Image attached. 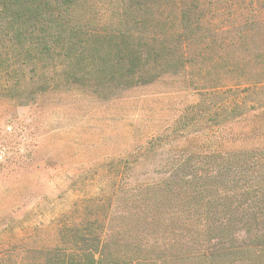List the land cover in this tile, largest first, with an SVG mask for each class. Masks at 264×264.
<instances>
[{
	"label": "rangeland",
	"instance_id": "374dc122",
	"mask_svg": "<svg viewBox=\"0 0 264 264\" xmlns=\"http://www.w3.org/2000/svg\"><path fill=\"white\" fill-rule=\"evenodd\" d=\"M94 1L91 14L80 7L75 15L94 19L88 31L109 35L118 13L108 0ZM145 1L142 21L151 22L128 25L137 39L171 26L165 22L169 0ZM258 1L246 0V12L231 0L224 9L218 0L200 7L189 18L201 19L192 30L199 36L184 42L183 62L176 59L154 81L127 89L68 83L60 60L31 58L23 65L20 57L6 61L5 53L0 264H41L73 248L75 236L91 245L94 232L108 242L103 264H214L206 262L214 253L223 257L218 264H264L254 253L264 248V167L233 171V184L217 187L184 185L182 177L193 174L183 169L189 160L204 174L226 176L217 160L200 157L218 141L225 150L264 144V13H257ZM247 12L258 24L235 27ZM224 16L232 20H219ZM90 49L87 64L113 54L108 45ZM72 67L77 76H91ZM240 99L248 101L242 117L215 119Z\"/></svg>",
	"mask_w": 264,
	"mask_h": 264
},
{
	"label": "trees",
	"instance_id": "16d2710c",
	"mask_svg": "<svg viewBox=\"0 0 264 264\" xmlns=\"http://www.w3.org/2000/svg\"><path fill=\"white\" fill-rule=\"evenodd\" d=\"M227 1L230 0H218L219 5L223 6L222 9L231 5ZM236 1L240 3L244 12L248 11L244 8L246 0H231L234 6ZM169 2H171V17H167L165 21L166 24L171 23L169 30H160L159 33V28L155 27L153 36L146 38L140 36L137 39L134 37V33L129 30L128 25L131 23L141 26V24L146 25L151 22V19L142 21L146 11L144 9L149 7V2L145 0H108L105 3L113 14L118 13L116 16L118 22L109 34L113 38L109 35L95 33L96 31H88V25L94 23V19L87 20L86 17L79 16V14L75 15L80 7L91 14L98 4L94 0H0V60L5 57V53L8 55V58H5L6 61L20 57L25 59L22 61L23 65H29L28 62L31 58L60 60L62 63L60 65H65L67 69L65 77L68 83L73 82V79L75 81L73 83L87 87L95 86L99 89H101L100 87L127 89L135 85L150 83L165 73V68L171 65L170 62L176 59L179 63L183 62L184 54L180 56L178 54L183 53L186 40H192L194 35L199 36L198 32H192V30L198 23H201V19L197 20V18L195 23H191L189 18L197 14L200 7L211 4V0H169ZM258 3L261 8L257 13L262 14L264 13V2L261 0ZM246 15L245 20L239 24L240 26H234L242 27L249 23V25L258 24L256 17L252 18L253 15L251 16L248 12ZM224 19L229 21L232 20V17L219 18V20ZM261 19L263 22L264 17L262 16ZM229 23L231 25L233 22ZM208 33L213 34V31H208ZM134 39L142 40V43L135 44ZM116 41L120 43L113 44ZM143 43H150L149 45L152 47L148 49ZM7 44L11 45L4 52L3 49ZM92 44L108 45L109 48H113L111 49L113 54H106L105 58L97 61L95 59L91 64H87L86 55L91 53L90 46ZM72 64L82 66L83 73L91 76H77L79 74L71 72ZM42 91L43 88H40V93ZM249 93L251 92L249 91ZM247 109L248 101L240 99L232 109L223 108L214 115L217 120L220 118L226 120L227 117L237 119L242 117ZM224 147L225 142L218 141L216 146L209 147L200 157L217 160L219 165L216 166L219 172L224 170L221 173L225 172L226 176H222L218 180L217 178L220 177L214 170L204 174L197 170L199 167L194 160L184 161L186 165L183 169L187 171L190 169L193 173L187 175L189 173L187 172L182 176L184 185H203V182L205 185L213 187L229 185L234 182L230 178L232 174H236L233 171L247 167L259 170L264 167V156H262L264 155V144L257 148L246 145L236 148V150H225ZM249 157L250 159H248ZM124 160L128 161L129 158ZM180 162L174 166H179ZM172 183L175 182L172 181ZM94 234L95 236L90 240L91 245L86 243V238L75 236L72 241L73 248L49 254L41 264H103L106 262L104 249L108 242L105 240L103 242V237L99 233L94 232ZM241 253L248 255L253 252ZM254 253L261 259L264 257V248L257 249ZM212 257L208 256L210 259L206 257V262L215 260L214 264H218L219 260L216 258H223L221 254L217 253L212 254ZM211 261L210 263H212Z\"/></svg>",
	"mask_w": 264,
	"mask_h": 264
},
{
	"label": "built area",
	"instance_id": "2783aa9c",
	"mask_svg": "<svg viewBox=\"0 0 264 264\" xmlns=\"http://www.w3.org/2000/svg\"><path fill=\"white\" fill-rule=\"evenodd\" d=\"M6 150L4 148H0V164L4 163L6 160Z\"/></svg>",
	"mask_w": 264,
	"mask_h": 264
}]
</instances>
